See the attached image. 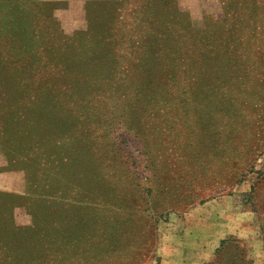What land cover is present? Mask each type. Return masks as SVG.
<instances>
[{
    "label": "rangeland",
    "instance_id": "374dc122",
    "mask_svg": "<svg viewBox=\"0 0 264 264\" xmlns=\"http://www.w3.org/2000/svg\"><path fill=\"white\" fill-rule=\"evenodd\" d=\"M15 1L34 23L22 76L0 68V262L86 206L112 260L145 242L142 264H206L232 236L264 264V0ZM245 153L236 185L212 178Z\"/></svg>",
    "mask_w": 264,
    "mask_h": 264
},
{
    "label": "trees",
    "instance_id": "16d2710c",
    "mask_svg": "<svg viewBox=\"0 0 264 264\" xmlns=\"http://www.w3.org/2000/svg\"><path fill=\"white\" fill-rule=\"evenodd\" d=\"M15 2V0L0 2V68L10 67L16 74L22 76L21 67L29 62L27 59L32 54L30 49L34 22L31 18V10L26 4H15ZM24 31L27 32V40L22 41L21 36ZM142 48L146 50V56L151 58L150 48ZM158 75L163 81H171V78L164 77L162 72H159ZM136 97L139 96L136 95ZM203 130L200 129V131ZM257 137L253 135L250 139H246L242 136L244 145L252 151L259 140ZM198 139L197 137L196 141ZM200 153L204 158L209 154L204 146ZM230 155L231 157L224 160L221 170H211L212 178L224 180L221 182L223 187L236 185L248 169V167L239 165H227L228 163L247 164V162L241 163L240 161L248 160V153L238 157ZM198 161L201 160L198 159ZM197 167L200 172H204L200 166ZM218 174L223 176H218ZM76 208L80 210L76 212L78 215L74 218H71L67 212L56 218L52 216L36 218L34 229H27L23 233L16 234L19 236L18 244L14 242L5 246L8 261L0 262V264H142L145 253L149 252L150 244L144 242L141 247L126 248L114 260L112 257L106 258L110 253L101 248L103 239L101 240L102 235L96 222H92L86 227L88 222L86 221L84 224L79 219L81 213L93 212L98 209L86 206L82 209L81 206ZM119 213L125 218L120 217L113 220L112 227L121 228L122 235L120 237H123L129 230L132 221L122 211ZM146 222L144 224L151 230L149 235L152 237L153 226L151 222ZM93 226L96 228L92 229ZM117 234L115 231L112 235L113 240L118 239ZM107 236L109 237V235ZM82 240H85L84 244L81 243ZM240 245L241 242L235 237L229 236L222 239L214 251L213 259L206 264H252L247 258L246 249Z\"/></svg>",
    "mask_w": 264,
    "mask_h": 264
}]
</instances>
